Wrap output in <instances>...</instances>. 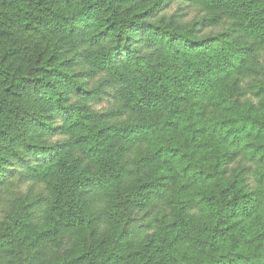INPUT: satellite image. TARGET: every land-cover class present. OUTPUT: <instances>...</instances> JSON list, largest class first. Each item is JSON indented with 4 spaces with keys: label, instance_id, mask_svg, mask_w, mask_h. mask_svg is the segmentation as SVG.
<instances>
[{
    "label": "trees",
    "instance_id": "16d2710c",
    "mask_svg": "<svg viewBox=\"0 0 264 264\" xmlns=\"http://www.w3.org/2000/svg\"><path fill=\"white\" fill-rule=\"evenodd\" d=\"M263 60L264 0H0V264H264Z\"/></svg>",
    "mask_w": 264,
    "mask_h": 264
},
{
    "label": "rangeland",
    "instance_id": "374dc122",
    "mask_svg": "<svg viewBox=\"0 0 264 264\" xmlns=\"http://www.w3.org/2000/svg\"><path fill=\"white\" fill-rule=\"evenodd\" d=\"M174 10H176V7H173L170 10V13H172ZM263 67H264V60L262 61ZM114 105V100L112 99V96H106L103 97L100 103L96 105H92L90 108L91 110L98 112V111H106L110 109ZM84 166L90 169V164L89 162L83 158V156L80 154ZM16 193H22L24 192V189L22 186L18 185L15 188ZM5 197H7L5 190H0V200H3ZM0 210H1V205H0ZM106 231L105 225L100 224L96 229H95V237L94 240H98L102 237L104 232ZM71 236L68 234H64L60 237V240L58 241L57 245L55 246V255L56 256H62L64 252L67 250H70L72 248V244L74 242L70 239ZM50 249V248H48ZM51 251V250H49ZM53 251V250H52Z\"/></svg>",
    "mask_w": 264,
    "mask_h": 264
}]
</instances>
